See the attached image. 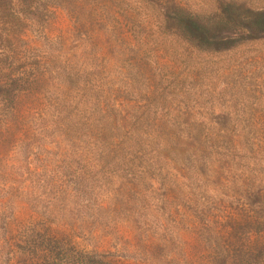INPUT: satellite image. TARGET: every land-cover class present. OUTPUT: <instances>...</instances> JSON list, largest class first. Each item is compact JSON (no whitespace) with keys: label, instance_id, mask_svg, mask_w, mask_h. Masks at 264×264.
Here are the masks:
<instances>
[{"label":"rangeland","instance_id":"obj_1","mask_svg":"<svg viewBox=\"0 0 264 264\" xmlns=\"http://www.w3.org/2000/svg\"><path fill=\"white\" fill-rule=\"evenodd\" d=\"M223 2L0 0V264H264V36L164 18Z\"/></svg>","mask_w":264,"mask_h":264},{"label":"trees","instance_id":"obj_2","mask_svg":"<svg viewBox=\"0 0 264 264\" xmlns=\"http://www.w3.org/2000/svg\"><path fill=\"white\" fill-rule=\"evenodd\" d=\"M164 18L181 37L203 50L230 48L236 43L232 34L249 39L264 36V7L252 8L238 2H223L216 14L207 16L193 14L175 3Z\"/></svg>","mask_w":264,"mask_h":264}]
</instances>
